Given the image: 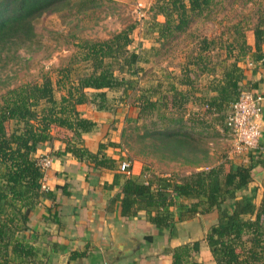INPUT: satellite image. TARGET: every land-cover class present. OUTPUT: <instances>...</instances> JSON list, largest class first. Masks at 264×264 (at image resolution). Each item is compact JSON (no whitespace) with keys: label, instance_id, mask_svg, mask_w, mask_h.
Segmentation results:
<instances>
[{"label":"trees","instance_id":"trees-1","mask_svg":"<svg viewBox=\"0 0 264 264\" xmlns=\"http://www.w3.org/2000/svg\"><path fill=\"white\" fill-rule=\"evenodd\" d=\"M71 1L0 0V52L33 41L34 21ZM75 1L80 11L95 0ZM217 3L154 0L148 11L151 16H143L142 23L137 21L106 39H81L77 48L82 68L56 69L55 80L44 76L41 82L23 83L0 95V264H37V250L23 233L31 230V214L41 200H55L51 190L42 187L45 171L35 156L42 145L58 139L64 142L66 151L91 168L119 170L125 155L117 161L103 151L107 145L118 143H101L96 152L83 145V134L91 132L95 123L83 117L78 106L97 101L99 108H105L110 103L127 102L143 70L142 58L132 46L133 33L145 24L146 37L165 43ZM253 29L251 42L244 22H230L225 36L209 42L203 38V45L199 44L198 52L182 65L180 73L167 74L169 81L165 85L157 80L151 87L139 90L129 102L134 116L125 121L123 139L135 135L148 141V146L162 158L184 159L197 167L202 159L198 155L205 154L199 143L207 126L200 114H221L222 131L230 136L225 117L241 91L264 94L256 85L240 84L242 65L247 60L264 66V13H259ZM152 49L149 45L147 51ZM212 57L216 60L211 64ZM188 98L201 113L188 112L184 118L183 103ZM174 110L182 113L174 116ZM255 166V161L233 162L228 157L180 179L153 170L139 180L125 177L127 174L120 171L119 176H124L121 213L131 214L135 204L141 206L154 227L169 233L183 219L214 214L215 221L203 237L212 256L211 264H264V181L261 199L256 203ZM60 188L67 193L65 186ZM163 252L170 256L169 264H205L197 259L199 240L166 247Z\"/></svg>","mask_w":264,"mask_h":264},{"label":"crops","instance_id":"crops-1","mask_svg":"<svg viewBox=\"0 0 264 264\" xmlns=\"http://www.w3.org/2000/svg\"><path fill=\"white\" fill-rule=\"evenodd\" d=\"M242 67L240 84L256 85L264 91V66L259 61L247 60ZM132 108L129 102L122 101L105 108H99L97 101L80 104L81 115L95 123L91 132L83 134V145L96 152L99 144L112 141L119 145H107L103 151L117 161L123 158L125 121L134 116ZM260 146V153L248 154L249 159L241 157L245 163L256 162L253 169L258 185L256 203L261 199L264 181V100ZM41 154L52 158L42 183L51 190L55 200H41L31 214V230L23 233L37 250V264H169L170 256L163 252L166 247L195 240H199L197 259L212 263L203 232L215 219L209 224V220L204 222V215H195L177 222L170 233L159 230L147 220L141 206L135 204L131 214L121 213L124 176H119L118 169H93L66 151L64 142L58 139L42 145L35 156ZM130 162V173L125 177L142 180L153 171L139 159L133 158ZM62 186L66 194L61 191Z\"/></svg>","mask_w":264,"mask_h":264},{"label":"rangeland","instance_id":"rangeland-1","mask_svg":"<svg viewBox=\"0 0 264 264\" xmlns=\"http://www.w3.org/2000/svg\"><path fill=\"white\" fill-rule=\"evenodd\" d=\"M153 2L154 0H95L90 6L78 11L77 2L72 0L70 5L58 11L45 12L34 21L36 36L33 41L9 52H0V95L7 89L23 83L41 82L44 76L55 80L56 69L79 66L77 44L81 39H106L137 21L142 23V18L151 16L152 12L149 14L148 11H151ZM217 2L209 13L195 17L183 33L165 43L153 42L151 37H146L145 24L138 27V31L133 33L132 46L142 58L140 62L143 70L140 72L141 75H138L139 81L129 91L127 103L132 102L139 90L142 92L157 83V80H162L165 85L169 81L167 74L173 72L179 74L183 69L182 65L184 66L191 55L198 52L199 44L203 45V38L209 42L212 38L225 36L227 33L225 28L230 22L239 20L244 22L247 37L253 42L255 33L253 27L259 13H264V0H217ZM149 45L153 46L152 51H147ZM214 60L216 58L212 57L211 64ZM80 66L82 68L81 63ZM153 74L156 77H153ZM159 74L161 77H158ZM58 93L60 94L57 92V95ZM183 107L186 109L184 118L188 112L201 113L193 104L192 98H188ZM174 111V116L182 113ZM200 115L207 126L199 143L205 154L200 152L198 155L202 159L197 167L184 159L162 158L148 146V141L139 140L135 135L129 140L123 139L125 159L129 161L133 158L139 159L145 167L158 172H168L176 178L179 177L178 179L207 166L217 165L228 157L233 162H239L241 157L231 152L230 136L222 131L221 114ZM213 215H204V222L209 220V223L211 219H215ZM204 234L203 232V236Z\"/></svg>","mask_w":264,"mask_h":264},{"label":"built area","instance_id":"built-area-1","mask_svg":"<svg viewBox=\"0 0 264 264\" xmlns=\"http://www.w3.org/2000/svg\"><path fill=\"white\" fill-rule=\"evenodd\" d=\"M263 100L264 94L261 91L242 90L237 100L230 105L225 122L229 129L232 153L243 155L247 159L249 152L256 155L262 151L260 137ZM51 163L52 158L48 154L37 157V164L43 171ZM130 166L131 162L124 159L119 163V171L129 174ZM42 187L46 188L43 183Z\"/></svg>","mask_w":264,"mask_h":264}]
</instances>
